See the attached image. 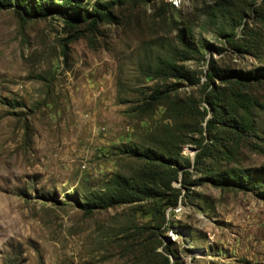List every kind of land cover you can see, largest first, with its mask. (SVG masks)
Segmentation results:
<instances>
[{"label": "rangeland", "instance_id": "obj_1", "mask_svg": "<svg viewBox=\"0 0 264 264\" xmlns=\"http://www.w3.org/2000/svg\"><path fill=\"white\" fill-rule=\"evenodd\" d=\"M30 3L0 8V264H264V0Z\"/></svg>", "mask_w": 264, "mask_h": 264}, {"label": "trees", "instance_id": "obj_2", "mask_svg": "<svg viewBox=\"0 0 264 264\" xmlns=\"http://www.w3.org/2000/svg\"><path fill=\"white\" fill-rule=\"evenodd\" d=\"M47 1V0H46ZM48 3L39 4L38 5H31L30 0H13V3L11 4L10 0H0V8L3 9H10L14 8L15 13L22 17H44L47 12ZM63 10H66L67 8H62ZM20 11V12H19ZM259 71H254V73H258ZM260 72H264V70H260ZM230 177H238L237 175L231 173ZM227 182V177L225 178ZM218 182V181H216ZM233 182V181H230Z\"/></svg>", "mask_w": 264, "mask_h": 264}]
</instances>
